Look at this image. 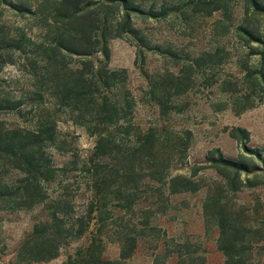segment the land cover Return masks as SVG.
<instances>
[{"label": "rangeland", "instance_id": "1", "mask_svg": "<svg viewBox=\"0 0 264 264\" xmlns=\"http://www.w3.org/2000/svg\"><path fill=\"white\" fill-rule=\"evenodd\" d=\"M255 1L264 6V0ZM130 2L138 11L129 13L131 27L142 44L157 47V51H144V70L158 84L172 86L168 102L175 109L167 118L150 102L147 82L134 66V45L141 43L115 30L122 9L108 0H86L83 5L89 7L82 19L99 14L100 24L104 20L98 39L102 36L108 47V69L127 72L126 88L136 102L135 122L140 128L190 133L185 159L167 170L169 177H184L188 182L184 192L168 195L165 187L160 201L134 206L132 221L144 227L135 232L137 244L128 259L119 260L114 235L103 240L100 258L110 264H264V167L243 151L241 141L231 133L235 127L248 132V152L264 148V93L248 88L240 69L242 61L257 68L258 57L247 54L260 49L240 28L264 35V14L255 12L249 0ZM57 4L58 0H0V38L52 44L57 35L71 34L64 26L67 21L55 17ZM151 11L155 18L149 17ZM101 58L96 54L90 59ZM14 61L0 68V90L16 95L27 91L30 82L24 61ZM0 120L23 124L13 114L0 113ZM57 136L62 152L51 150L55 166L74 157L84 160L94 142L70 122L57 124ZM214 151L225 159L242 157L256 166L239 173L237 191H230L209 165L207 157ZM74 191L72 186L69 192ZM76 194L74 213L86 200L81 190ZM38 215L35 211L0 213V264H9ZM86 242L84 237L71 242L58 250L56 258L37 264H65Z\"/></svg>", "mask_w": 264, "mask_h": 264}, {"label": "trees", "instance_id": "2", "mask_svg": "<svg viewBox=\"0 0 264 264\" xmlns=\"http://www.w3.org/2000/svg\"><path fill=\"white\" fill-rule=\"evenodd\" d=\"M85 1L58 0L55 17L66 20L64 26L72 33L57 35L52 44L0 38V68L21 59L30 82L27 91L16 95L0 90V113L23 120V124L0 120V213L39 214L9 264L47 262L57 257L60 248L83 237L86 245L78 247L65 264H110L100 258L103 240L110 235L116 237L119 260H126L137 244L135 232L144 227L132 221L134 206L160 201L165 187L168 195L184 192L188 182L184 177H169L167 170L185 159L190 133L142 130L135 122L136 102L126 88L127 72L108 69L109 50L97 35L104 20L100 24L99 14L82 19L89 7L83 5ZM249 1L255 12L264 14L262 4ZM108 2L123 11L115 27L118 35H131L141 43L134 45V66L147 82L150 102L167 118L175 109L168 102L172 86L158 84L144 70V51H157V47L142 44L130 25L129 13H137V6L130 0ZM156 16L151 11L149 17ZM240 31L260 47L247 54L258 57L257 68L240 62L242 82L264 93V35L243 27ZM164 53L173 57L169 51ZM96 54L102 58L92 61ZM61 121L82 128L94 142L84 160L74 157L55 166L51 150L62 152L57 136ZM231 133L241 141L243 151L264 167V148L248 152V132L235 127ZM242 159H225L217 151L207 157L230 191H237L240 172L256 169ZM72 186L75 191L70 194ZM79 190L86 200L74 213L73 199Z\"/></svg>", "mask_w": 264, "mask_h": 264}]
</instances>
